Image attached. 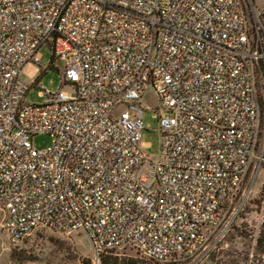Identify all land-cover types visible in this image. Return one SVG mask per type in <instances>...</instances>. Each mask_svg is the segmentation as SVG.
<instances>
[{"label":"built area","instance_id":"1","mask_svg":"<svg viewBox=\"0 0 264 264\" xmlns=\"http://www.w3.org/2000/svg\"><path fill=\"white\" fill-rule=\"evenodd\" d=\"M258 22L241 0H0L7 236L82 231L97 262L124 249L151 264L205 261L264 165ZM56 60L60 89L26 103ZM27 65L40 66L31 84ZM148 92L161 111L154 161L140 148ZM41 135L52 145L38 151Z\"/></svg>","mask_w":264,"mask_h":264},{"label":"rangeland","instance_id":"2","mask_svg":"<svg viewBox=\"0 0 264 264\" xmlns=\"http://www.w3.org/2000/svg\"><path fill=\"white\" fill-rule=\"evenodd\" d=\"M242 12L254 25L258 20L264 29V0H241ZM41 66H47L49 53L43 49ZM63 62L56 60L53 69L48 70L37 81L42 89L32 86L25 97L26 103L41 104L44 101L43 90L56 93L60 89L57 69ZM40 70V66L27 65L20 78L31 84ZM68 94L65 88L62 90ZM144 130L141 135V151L153 161L160 152L159 115L160 103L154 92L144 96L142 105ZM32 146L44 150L52 145L47 135L36 136ZM254 172L257 165H254ZM247 177L243 186L245 203L238 210L224 237H214L211 241L208 258L198 264H264V165L259 169L257 180L251 185ZM5 216L0 209V264H151L141 259L134 251L124 249L105 255L97 262L92 254L88 238L82 231L59 233L49 229H38L21 242L12 241L4 230ZM219 231H216L217 234ZM184 264V263H182Z\"/></svg>","mask_w":264,"mask_h":264},{"label":"trees","instance_id":"3","mask_svg":"<svg viewBox=\"0 0 264 264\" xmlns=\"http://www.w3.org/2000/svg\"><path fill=\"white\" fill-rule=\"evenodd\" d=\"M106 255H108V254H106ZM105 255H103L101 258H100V260L104 257ZM114 264H116V263H114Z\"/></svg>","mask_w":264,"mask_h":264}]
</instances>
